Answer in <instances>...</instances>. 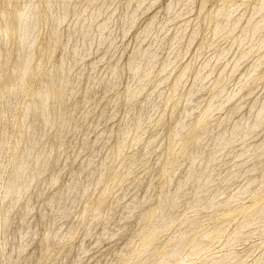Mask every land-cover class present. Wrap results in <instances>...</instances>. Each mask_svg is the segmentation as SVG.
<instances>
[{"label":"rangeland","instance_id":"obj_1","mask_svg":"<svg viewBox=\"0 0 264 264\" xmlns=\"http://www.w3.org/2000/svg\"><path fill=\"white\" fill-rule=\"evenodd\" d=\"M3 1L4 0H0L1 6L5 5L4 2L7 3L9 0H5L4 2ZM95 1L97 4L95 3ZM95 1L93 2V0H88L87 2L86 0H72V3L74 2L73 4L76 5L79 4L78 7L80 8L82 15L77 17L76 15H74V13L71 12L68 13L65 18L66 20L64 19L62 25L59 27L60 28L59 30L61 32V43L55 48L56 54L54 58L55 59L54 63L58 64L59 62L65 61V68L67 69L66 74L68 75L71 81V84L69 85L68 89L69 92L70 90H74L75 92L73 93V97L71 98L68 106L58 105L57 107L58 116L56 118V123L49 124L45 128L46 137L44 138L43 142L36 147L35 152L36 153L41 152L43 150L44 145L49 144L52 141L53 139L52 136L56 131V129L64 124V117H62V114L64 112L71 113V121L68 122L63 129L65 131L64 137L66 138L63 151L61 150L54 154V157L52 159L53 164L47 170V172H45L46 175L44 174L45 176L38 177L34 181L35 183H32L29 190L30 193L28 192L27 194L28 202L26 200L20 202L18 206L14 209V211L11 213V221L10 224H8L9 225L8 229L10 228V231L8 229H7L8 231L6 230L8 233L6 235L7 240L3 242L4 244L2 243V241L0 242V245H2L0 247V252L2 251L0 253V257L1 254L3 253V250L1 249H3V247L5 246L4 248L5 255H3L4 258L7 261L8 259L9 260L11 259L10 262L15 264H41V262L44 263V261H45L44 264H124V263L132 264V262H129L130 260L128 261L129 256L131 254L128 252H131L132 250L140 246L141 234L139 233H141L144 229H146L147 232L153 229V226H149L150 224H147V222L144 220L145 214L152 207L151 203L152 205L158 203L159 202L158 200L161 199L160 195L162 197V192L163 194L168 191L169 193H173L177 189L179 182L188 175L187 169L190 166V159L184 158L182 160L181 167H179L176 170V172H170L168 173V175L166 174L168 177L165 176L160 170V167L157 163L160 150L156 151L155 155L152 157V161L146 167V170L141 169L144 156L148 155L150 152H153L159 146L160 140L168 131L167 126L155 127L153 121L158 116L163 114L164 100H165L164 94H166L172 83L176 82V79L178 76H180V74L184 75L183 82L186 81V78L188 81L190 79L189 82L186 81L188 85H186L185 89L187 90H190L191 88L194 89L196 85H199L200 87L202 80L205 79L199 91L195 94L194 98H192V101L187 103L185 105L186 107L185 106L183 107V110L188 112L189 114V117L187 118V121L189 122L196 120L198 116L197 111L199 107L202 106L201 104L206 102L207 100L206 98L208 97V93H209V88L211 87L213 81L219 77L220 73L222 72H227L229 74L231 73L229 75L230 81L228 80L229 85L227 83L228 86L227 85H226L227 87L225 86V89L227 88L226 89L227 91H224L225 95L223 93L221 99L226 100V96L229 95L230 91H231L230 95L232 93H235V95H237L236 93L240 94V95L238 94V96H236L237 98L235 97L233 101H230V103L228 102L223 109L215 110L213 112L212 114L213 116H211L213 121L210 118V123H209L210 126H208L209 128L208 133L200 138V140H202L200 141V145L202 146V148L204 147L205 150L206 149L208 150L210 148V146L213 144L214 140L216 139V137L220 132L231 130L235 123L237 122L240 123L242 120L249 121L251 123L254 120V116L259 110L260 106L262 105V103H264V75L261 72L262 67L260 65V60L262 56H264V45L262 48L259 47L251 48L248 46H242V49H244V51L246 52V57L245 56L239 57L238 55H236L238 53L237 51H239V43H237L239 40L236 37H239L240 34H242V31L244 30L245 27L243 23H245L249 19L253 11L258 10L257 8L261 7L260 5H262L263 0L261 1L260 0H236V1L229 0L228 2L227 0H223V1L208 0V2H206L207 0H141V1L133 0V3L132 0H116V2L114 0L115 4L113 0H108V1L95 0ZM128 1L131 2L132 4L129 3ZM135 1L136 3H134ZM61 2L59 1L58 3L54 4L51 7V9L53 10L52 11L48 10L47 12L48 13L52 12L54 17L61 14L63 12V7H64L63 2L62 3ZM104 4H106L105 9L102 8L104 7ZM221 4L222 5L225 4L226 7L225 6L222 7ZM137 5H139V7ZM220 6L221 9H225L224 11H226L230 6H234V7L236 6L235 8L233 7L232 10H229L228 15L230 14V20L241 18L240 25L237 28H235L232 31V33L228 34L229 36L226 35L225 32H223V30L214 33L213 30L211 29V24L207 25V23H204L202 25L203 28L201 27V23L203 22V20H205V19L202 20V17L203 16L204 18L206 16L210 17L214 13L213 11L216 8L219 9ZM98 8L99 10H97ZM101 8L104 10H102ZM87 11L88 13H86ZM93 11L95 12V14ZM134 12L135 13L138 12V13L134 14ZM92 14H94V18ZM124 15H126V17ZM134 15L137 16L135 17ZM261 15L262 14H258L255 16L254 20L257 23L261 21L260 20ZM96 16H98V18ZM95 17L97 20L95 19ZM133 18L136 19L134 23L132 22ZM218 19L217 22H219V24L223 26L227 22L228 16H220ZM86 20L88 21L87 23H85ZM91 20L92 22H90ZM221 20L223 21L226 20V21L224 23ZM45 22H43V25ZM103 22L105 26L102 24ZM130 22L132 23V25H130L131 24ZM124 24L126 27L125 30H124L125 27L123 26ZM241 25L243 26L242 27L243 30L239 29ZM81 26H83L82 28L83 31L81 29ZM194 26L197 27L198 31L193 35L192 31ZM45 27H46V32H45V28L42 27V30L44 32L41 31L42 39H40L39 42L40 44H42V46L37 47L36 50V57L38 55L37 59L39 60V62L40 61L42 62V60H44L45 43L43 38L45 37V33L47 35L48 34L47 32H49L47 26ZM89 27L92 29H90ZM98 27H100V30ZM102 27L103 29H101ZM76 28L79 30H76ZM104 28L106 30H104ZM86 29L89 31H86ZM146 29L147 31L145 32ZM91 30L94 31L92 32ZM238 30H241L239 31L240 33L237 32ZM108 33L112 34L113 36H110V34ZM235 33H237L236 36L233 35ZM263 33L264 32H259V36H263ZM95 34L96 36H94ZM98 34L101 36V38ZM175 34L178 36V39L176 38L177 36ZM95 37H97V39ZM102 37L105 38L106 42L104 43L102 42L103 41ZM83 38L85 44L83 43ZM92 38L93 39L95 38L94 42ZM99 38L101 40L100 43H99ZM190 38L191 41H189ZM212 38L214 41L212 40ZM90 40L92 41V43H90L91 42ZM210 40L213 41V44H211V46L209 47L210 49L207 48L208 51L207 49L204 50L200 48L201 42L206 41L210 43L211 42ZM77 47L78 49H76L75 51L74 48ZM89 47L91 49L93 47L92 51L90 50ZM136 48L141 50L140 54H144L146 52L144 57L141 60H139L142 65L141 67L143 68H141V70L136 72L137 74L135 72L133 73V66H130L132 60V57L130 55H132L134 49ZM242 49L240 50L243 51ZM72 50H74L75 52ZM88 53L89 55H87ZM151 53L152 55L155 54L154 55L155 58H153L152 60L153 62H149L152 65L150 67L147 59H149V57L152 56L150 55ZM219 53H222L220 54L221 56H219ZM37 59L34 58V60H36L34 61V64L42 65V63H44L43 61L42 63L39 64V62H37L38 61ZM137 60L138 58L136 57V61ZM127 62H130L128 64L129 66L127 65ZM188 64L191 65L192 68L191 70H193V72L194 71L201 72L202 69L206 68L205 69L206 71L204 70L206 73L205 72H204L205 74L201 73V75H199L200 77H197L198 74L200 73L197 74L194 72L197 75L196 76L194 73L191 72V70L190 72L186 70L185 67H187ZM205 65L208 66L206 67ZM167 67L169 70L167 69ZM118 68L119 71H117ZM194 68L197 69L195 70ZM224 68H227L228 70ZM121 69L122 70L124 69L125 72L122 71ZM164 69L167 72H163V74L161 75L160 73ZM223 69L226 71H224ZM130 70L134 75L131 72H129ZM229 70H231L232 72H230ZM45 71L46 70H44L43 68L38 70L37 75L40 76H38L39 78L36 82L37 84H35L36 85L35 87L39 86L41 87V89H45L47 86L46 84L48 82L47 78L49 79L48 74H50L51 72L52 73L55 72V68L52 67L49 68L48 71L46 72ZM147 71H148L147 75H151L150 78L151 79L154 78L155 80L154 79L150 80V78L148 79L149 76H146L147 77L146 80L148 83L147 82L145 83L147 84V87L145 89L146 85L143 83L144 86L142 84V87H140L141 86L140 82L143 80L142 78L144 74L146 75ZM43 72L45 74L44 77L41 76L43 75ZM156 73L160 74L162 77L159 75V77H161L159 79ZM187 73L189 74V77L185 76L188 75ZM260 73H262L263 77L259 75ZM153 74L156 76H154ZM167 74L170 75L168 76ZM165 75H167L169 78L167 79L166 78L167 76L165 77ZM193 75L196 77V79ZM204 75L206 77H204ZM258 77L260 78V80L258 79ZM42 78L44 80H41ZM165 78L166 80L164 81ZM198 78L201 79L198 80ZM255 78H257L256 81H254ZM156 80H158V83L160 82V80L162 81L161 83H159V85H157L158 83ZM193 80L194 81L197 80V82L199 83L195 81V83L191 85ZM40 81H43V85H41ZM150 81L152 86L149 85ZM38 82L40 83L38 84ZM109 82H111L110 86L108 85ZM126 87H128V89ZM240 89L242 90L240 91ZM152 91L153 94L155 92L154 95L152 94ZM134 92L136 94L139 93L137 97L135 96L136 94H134ZM23 97L25 99L27 97V93H25L24 89H20L17 95V100L20 104L23 101L20 99H23ZM144 98L146 99V101ZM39 99L40 98L38 96H35V101H38ZM127 99L129 102H132V104L136 107V109H146V117L144 119L142 127L139 130L136 128L135 117L132 114L127 113L126 104L129 103ZM106 101L110 102L109 106H104L103 103ZM150 104H155V107H151ZM236 105L238 108L236 107ZM59 106H61L62 109ZM101 109H104L105 116L102 118H98V112ZM229 112H231L230 114L231 117L229 118V121L223 123L224 124L223 125L222 118L226 115V113L228 114ZM125 114L127 117L125 116ZM182 117H184V114L182 115ZM122 120H124L125 122ZM149 122L153 125H151ZM211 123L214 125H212ZM119 126H121L122 128L120 127V129H118ZM32 129L33 127L30 128V130ZM130 129L133 132V134L136 136L144 135L143 142L147 143V147L144 150L142 149L141 150L142 152H140L137 155L136 152L141 148L143 142L136 143V145L133 146L132 148L129 147L130 148L129 151L128 147L125 146L126 143L125 144L123 143V142H127L125 141V139L127 140L126 137L127 135L124 133H120V131L130 130ZM133 129L137 131L135 132ZM68 130L69 132H67ZM117 130L119 132H117ZM99 132L103 133L102 141L100 143H93ZM263 139H264V126L258 128L254 132L253 136H251V138L250 137L247 138L245 142L243 141L237 142L232 148V153L230 154L232 157L229 155L219 163L217 167V173L218 174L221 173L220 175L227 174L230 168H232L236 163L240 161L239 159L236 158V156L241 151V149H243V145H245V147L251 146L252 149H255L256 147H258V144ZM116 143L118 144L115 145ZM121 145H123V147L125 146L126 148L121 147ZM164 145H167V142H165ZM115 146L117 147L115 148ZM117 148H119L118 150L122 149L120 151H122L123 153L122 154L121 152L119 153L118 161L120 163L122 162V165L126 167L125 169L126 182L128 181L129 182L128 183L125 182L123 185L124 187L115 186L118 189L114 188L115 190H113L114 185H112V179H111L113 176L111 175L112 173L108 170L106 163L107 161H109V159L112 158L113 151ZM124 152L127 155L124 154ZM234 157L238 161H236ZM132 158L134 160V163ZM120 159L122 160L120 161ZM6 161L7 160H5V162ZM89 161L93 162L95 168V172L91 174L88 171L86 172L84 170ZM262 162H264V157L261 158L260 160L256 159L253 162L247 164L245 168L252 165H256L258 167V172H256L253 175L261 176L260 169L262 166L260 164ZM28 163H29L28 172H30L35 166V162L32 159H28ZM59 170H61V173L58 180L55 182V184L53 183L54 184L53 188L46 192V190L49 188L50 184L52 183L55 174ZM143 171L146 172L144 173ZM162 175L164 176V178L165 177L167 178L164 179ZM107 176L111 179V182ZM170 177L173 180L171 185L164 187L161 183H163L164 180H167ZM109 182L110 184H108ZM103 183L105 187L103 186ZM244 183L245 181L243 178L236 179L234 183L231 184L225 197L222 199H225L226 196H229V194H232L237 190H239V188ZM160 185L163 186V188ZM79 187H81V189H79ZM159 187L162 189H159ZM191 188H192L191 186H187V191L191 192ZM101 189L102 190L106 189L110 194V198L108 200L109 202L107 201L108 204L106 203L107 205H105V207L101 210V214H99L98 217L94 218V220L93 219L90 220V222H87L90 225H88L87 223H82L80 218L81 211H83V208L86 205V203H88L92 198H94L96 195H98L101 192L100 191ZM110 189H112L111 192H109ZM95 190L96 192L99 193L97 194ZM159 190L161 191L160 194H159L160 192ZM214 192L215 190L212 191V193ZM146 196H150V200L145 201L142 205L138 204V202L143 198H145ZM111 201L112 204H110ZM27 204L29 205L30 209L28 213H25L23 210L25 208V205ZM186 206H187V201L180 202V206L177 207L178 209L176 208L173 215L171 216V219H173V221L172 220L171 221L173 223L170 222V224L172 225L169 224L170 227H168V230H166L168 233L171 232L172 234L171 233L168 234L167 232L160 233L159 235L161 237H159L158 235L159 239L156 237L157 241L156 239L154 241V244L156 242L155 245L153 244L154 248H156V245L158 247L160 244L162 245L163 243H165V241H167V237L170 238L169 236L174 235L173 238L179 237L182 239L186 237L184 240H186L187 237H189L186 235L184 236V234H187L185 230L186 227L180 224L183 218L192 216L191 214L193 212L191 211L192 213L190 212L189 214L188 211L190 210H188L187 209L188 206L187 208ZM76 208H78L79 210ZM206 209L205 211H203L204 209L201 210V212L203 211L204 214L203 213L201 214L200 212L199 218L201 222L205 221L206 219V222L202 223V225L205 224L204 227L206 229H208L210 226L212 228L210 227L209 229H214L216 228V225L213 223H215L214 220L215 217H218L217 216L218 212L214 213L212 209L210 210L209 208ZM31 210L32 212H30ZM183 211H186L188 213L186 214V212ZM222 211L220 210V212ZM44 213L46 214L44 215ZM182 213L184 214V216ZM209 213L212 215H210ZM194 215L195 214H193V216ZM41 217H43L44 221L42 220ZM177 223L180 225H176ZM216 224L218 227L220 225V222L218 224L217 221ZM212 225H215V227H213ZM175 226L177 228H174ZM179 227L180 230L178 229ZM172 229L175 230L178 229V230L177 231L173 230L172 232ZM26 230H29V234L23 237L24 232ZM180 231L181 233H179ZM47 233L50 235V237L49 239L46 240L45 236ZM262 233L264 235V231ZM181 234L183 235L182 237ZM73 235L75 237H73ZM253 235L255 236V238ZM259 235L256 236L255 234L252 235L248 234L247 236L250 237L244 236L240 241L238 240L237 242L236 241L232 242L230 244H227L225 247L224 246L218 247L217 254L215 252L216 255L214 258L215 259L220 258L221 256H223L221 254L234 251L237 255L236 257L237 261L235 260V263L245 264V262L249 261L251 257L253 259L254 258L253 256H255L257 253L261 254L259 253L261 249L258 252L257 250H255V248L259 249L258 247L260 248L264 247L263 245L264 236L263 235L259 236ZM56 236L57 237L62 236L61 237L62 239L59 241V245L57 247V249L59 248L60 251L59 250L55 251L56 248L55 246L57 242ZM71 237H73L74 239H72ZM246 237H247V241H246ZM248 238L249 239L252 238V240L251 239L249 240ZM163 239L165 240L163 241ZM20 240H22L23 242L20 243ZM70 240L72 241L71 243ZM46 241L48 245L45 243ZM259 241L260 243H258ZM134 244L136 245V247ZM235 244L238 247V249L236 248V250L233 249V247H236ZM237 244H239V246ZM22 245L26 246V251L23 254H19V253L17 254V252H19L17 251L18 248ZM66 245L67 247H65ZM45 247L49 248L48 252L46 250L47 248ZM229 247H231V249ZM226 248H228L231 251H229L228 249L226 250ZM50 249L54 253V255L55 256L57 255L58 257L56 256V258L54 259L55 256L53 255V253L52 255L50 254L51 252ZM253 250L254 252H251ZM45 251L49 254L48 255L45 254L46 253ZM255 251L257 252L256 254ZM247 253L249 254L254 253V255L252 254L247 255ZM45 255H47L48 257ZM247 258L248 260L243 261L244 259ZM17 259L20 261H18ZM189 261L190 260L188 261L186 260L185 264H191V262ZM142 262L143 259L133 262V264H141ZM0 264H3L1 259H0ZM262 264H264V262Z\"/></svg>","mask_w":264,"mask_h":264},{"label":"bare ground","instance_id":"obj_2","mask_svg":"<svg viewBox=\"0 0 264 264\" xmlns=\"http://www.w3.org/2000/svg\"><path fill=\"white\" fill-rule=\"evenodd\" d=\"M59 1L60 2L62 1L64 4L63 12L61 14L57 15L56 17H54L52 12L48 13L47 11L48 10L52 11L53 9H51V7L54 4L58 3ZM86 1L88 2V0H86ZM94 1L95 0H93V2ZM106 1H108V0H106ZM228 1L229 0H227V2ZM113 2H114V0H113ZM115 2H116V0H115ZM115 2H114V4H115ZM153 2H155V1H153ZM206 2H208V0ZM206 2H205V4H206ZM4 3H5V5H3V6L0 5V242L2 241V243L7 240V237H6V235L8 234L7 231L8 230L10 231V228L8 229V227H9L8 224H10V221H11V213L14 211V209L18 206V204L20 202L25 201V200L27 201V194H28V192L30 193L29 190H30L32 183H35L34 181L38 177H42V176L46 175L45 172H47V170L53 164L52 159L54 157V154L56 152L61 151V150L63 151V148L65 146V139L66 138L64 137L65 131L63 129H64V126L68 122L71 121V113H69V112H64L62 114V117H64V124L61 127L56 129V131L54 132V134L52 136V138H53L52 141L49 144L44 145L43 150L41 152H37V153L35 152L36 147L38 145H40L43 142L44 138L46 137L45 128L49 124H55L56 123V118L58 116V109H57L58 105L68 106L71 98L73 97V93L75 92L74 90H70V92H69V89H68L69 85L71 84V81H70L68 75L66 74L67 69L65 68V61H62V62H59L58 64H55L54 58H55V54H56L55 48L58 45H60V43H61V32L59 30L60 29L59 27L62 25L67 14L71 12V13H74V15H76L77 17L82 15L81 10L78 7L79 4H77V5L73 4L74 2L72 3V0H9L7 3L6 2H4ZM95 3H96V1H95ZM129 3H131V2H129ZM132 3H133V0H132ZM134 3H136V1ZM217 3H219V2H217ZM91 4H93V3H91ZM106 4H104V7H102V8L105 9ZM142 5H144V4H142ZM217 5H219V4H217ZM137 6L139 7V5H137ZM221 6L224 7L225 4L224 5L221 4ZM221 6L219 9L216 8L217 10L215 9L216 11L214 10L213 11L214 13L210 17L206 16L204 18V16H203L202 20L203 19H205V20H203V22L202 23L200 22V23H201V27L204 23H207V25L211 24V29L213 30L214 33H216L217 31L223 30V32H225V34L228 35V34L232 33V31L240 25L241 18H236L235 20L234 19L230 20V14L228 15V13H229V10H232L234 6H230L226 11H224L225 9H221ZM260 6H261L260 8L257 6L258 10L253 11L251 16L249 17V19L245 23H243L245 25L244 30L242 29V27L244 26L243 24H242L243 26L242 25L240 26L241 28L239 27V29L243 30L242 34H240L239 37H236L239 40L237 42V43H239V51H237L238 53L236 55H238L239 57H244V56L246 57V52L244 51V49H242V46H248L251 48H255V47L262 48L264 45V33H263V36H259V32H264V0L262 1V5H260ZM104 9H102V10H104ZM97 10H99V8ZM138 10H139V8H138ZM86 13H88V11ZM137 13L134 12V14H137ZM94 14H95V12H94ZM94 14H92L93 18H94ZM258 14H262L260 17L261 21L259 23H257L254 20L255 16ZM99 16H100V13H99ZM101 16H103V15H101ZM108 16H111V15H108ZM124 16L126 17V15H124ZM134 16L136 17L137 15H134ZM220 16H228V20L226 23H225L226 20L225 21H223L224 19L221 20L225 23L223 26L220 25L219 22H217V19ZM90 17H91V15H90ZM96 17L98 18V16H96ZM96 17H95V19H96ZM231 17H233V16H231ZM134 18L132 21L133 23L136 20ZM84 21H85V18H84ZM107 21H109V20H107ZM218 21H219V19H218ZM43 22H45L44 25H43ZM87 22L88 21L86 20L85 23H87ZM90 22H92V20ZM125 22H128V21H125ZM85 23H82V24H85ZM77 24H79V23H77ZM93 24H94V22H93ZM102 24L104 25V22ZM125 24L123 25L124 27H125ZM130 25H132V23ZM41 26L43 28H45V32H46L45 26H47L48 31H49V32H47L48 33L47 35L45 33V37L43 36L45 48L43 47L44 48V60H42V62L44 61V63H42L41 61L39 62V60L37 59L38 55L36 57L37 47L42 46V44L39 43L40 39H42L41 38V31L44 32L42 30ZM82 28H83V26H81V29ZM98 28L100 30V27H98ZM74 29H75V27H74ZM90 29H92V28H90ZM101 29H103V27ZM125 29H126V27L124 28V30ZM68 30H69V27H68ZM76 30H79V29L76 28ZM104 30H106V29L104 28ZM82 31H83V29H82ZM86 31H89V30L86 29ZM109 31H111V30H109ZM146 31H147V29L145 30V32ZM197 31H198L197 27L194 26L193 31H192L193 35ZM239 31H241V30H238L237 32H239ZM111 33H113V32H111ZM108 34H110V33H108ZM236 34L237 33H235L233 35L236 36ZM101 35H103V34H101ZM94 36H96V34ZM110 36H113V35L110 34ZM216 36H213V37H216ZM218 36H219V34H218ZM234 36H233V38H234ZM204 37H207V36H204ZM222 37H223V35H222ZM84 38H83V43H84ZM95 38L97 39V37H95ZM100 38H101V36H100ZM100 38H99V43L101 41ZM176 38L178 39V36ZM70 39H71V37H70ZM94 39H93V42H94ZM212 40H213V38H212ZM189 41H191V38L189 39ZM213 41H211L210 43L206 42V41L201 42L200 48L204 49V50L207 48L210 49L209 47L211 46V44H213ZM102 42L103 43L106 42L105 38H103ZM234 42H235V40H234ZM90 43H92V41ZM70 44H71V42H70ZM74 49L76 51V49H78V47L74 48ZM92 49H93V47H92ZM92 49L90 48L91 51H92ZM139 49H140V47H139ZM139 49H137V48L134 49L132 55H130L132 57L130 66H133V73L134 72L136 73L139 70H141V68H143V67H141L142 65H141V62L139 60H141L144 57L146 52L144 54H140L141 50H139ZM208 49H207V51H208ZM240 49H242L243 51H241ZM72 51H74V50H72ZM200 52H202V51H200ZM89 53L87 55H89ZM40 54H42V53H40ZM220 54H222V53H219V56H221ZM150 55H152V53ZM154 55H152L150 57L148 56L149 57V59H147L148 63L153 62L152 60H153V58H155ZM63 56H64V54H63ZM136 57L138 58L137 61H136ZM34 58H36L38 60L37 62H39V64L42 63V65L34 64V61H36V60H34ZM217 58H218V56H217ZM261 60H260V65L262 67L261 72L264 75V56H262ZM129 63L130 62H127V65ZM149 65H150V67L152 66L150 63H149ZM205 66L207 67L208 65H205ZM52 67L55 68V72H53V73L51 72L50 74L46 73L49 75V79L47 78V80H48V82L46 84L47 86L45 85L46 88L41 89V87H39V86L35 87L36 86L35 84H37L36 82L39 78L38 76H40V75H37L38 70L43 68L44 70L48 71V69L52 68ZM147 67H148V65H147ZM169 68H170V66H169ZM185 68L189 72L192 69L191 65H189V64ZM127 69H130V68H127ZM167 69H168V67H167ZM198 69H199V66H198ZM205 69L206 68L202 69L203 72L201 71V69H200L201 72L194 71L197 74L200 73V74H198V76L193 72V70H191V72L194 73L197 77H200L199 75H201V73L202 74L206 73ZM224 69H227V68H224ZM231 69H232V67H231ZM233 69H236V68H233ZM131 70H132V68H131ZM131 70L129 72H131ZM117 71H119V68ZM122 71H124V69ZM158 71H159V69H158ZM224 71H226V70H224ZM229 71L232 72L231 70H229ZM124 72H123V74H124ZM163 72H167V71L164 69L160 74L162 75ZM182 72H183V70H182ZM184 72H186V71H184ZM220 72H222V71H220ZM114 73H115V71H114ZM262 73H260L259 75L262 76ZM41 74H42V71H41ZM147 74H148V71H147L146 75L144 74L145 77L144 76H143V78L141 77L143 80L142 81L140 80L141 81L140 87H142L143 83L145 84L147 82L146 76H149L148 79L150 78L151 75H147ZM160 74L156 73V75H158V77ZM230 74L227 72H222V73H220L219 77L213 81V83L211 84V87L209 88V93H208V97L206 98L207 99L206 102L201 104L202 106L199 107V109L197 111L198 116H197L196 120L192 121V122L187 121L189 114H188V112L183 110V107L187 103L192 101V98H194L195 94L199 91V89H200L202 83H204L203 81L205 79H203V77H202L203 80L201 82L200 87H199V85H196V87L194 89L189 88L190 90H187V89H185L186 85H188V83L186 82V81H188L187 78H186V81H184L185 83H187V84H185L183 82L184 75L180 74V76H178V77L176 75V77H177L176 82L172 83V85L169 87L166 94H164L165 95L164 112L162 115L158 116L153 121V124L155 127L167 126L168 131L163 136V138L160 140L159 146L153 152H150L148 155L144 156V160H143V163L141 165V169L146 170V167L152 161V157L155 155L156 151H158V150H160V153L158 156L157 163L160 167V170L162 171V173L165 176H167L168 173H170V172H176V170L179 167H181L182 160L184 158L190 159V166L187 169L188 175L183 180H181L179 182L177 189L173 193H169V191H168V192H165L163 194V192H162V197L160 195L161 199L158 200V198H157V200L159 202L156 204L153 203L154 205H152V203H151L152 207L145 214L144 220L147 222V224H150L149 226H153V229H151L149 232H147V230L144 229L141 233H139V234H141L140 246L138 245L139 247L135 248L131 252L127 251L128 253H131L129 256V259L128 258L127 259H128V261L130 260L129 262H132V264H133V262H136V261L141 260V259H143V262L141 264H185L186 260L187 261L190 260L189 262H191V264H236L235 260H236L237 255L234 251H231L228 248H226V250L228 249L231 252L225 253V254L220 253L223 256L220 255L221 256L220 258L215 259L214 257L217 254L218 247H220V246L225 247L227 244H230V243L235 242V241L237 242L238 240L240 241L244 236H247L248 234H250V235L255 234L256 236H258L260 233V235H263L262 232L264 231V162H262L260 164L262 166L260 169L261 176L253 175L256 172H258V167L256 165H252V166H249L246 168H245V166L247 164L253 162L256 159L260 160L261 158L264 157V139L259 143L260 145L258 144V147H256L255 149H252L251 146L245 147V145H243V149H241V151L236 156V158L239 159L240 161L238 163H236L232 168H230L229 172L228 173L226 172L227 174H224V175H220L221 173L218 174L217 173V167L221 161H223L227 156H229L232 153V148L237 142H242V141L245 142L247 140V138H249V137L251 138V136H253L254 132L258 128L264 126V103H262V105L260 106L259 110L257 111V113L254 116V120L251 123L249 121H245V120L243 121L242 120L241 122L239 121L240 123H238V122L235 123L231 130L220 132L218 134V136L216 137V139L214 140L213 144L210 146V148L208 150L206 149L207 151L204 149V147L202 148V146L200 145V141H202V140H200V138L202 136H205L208 133V130H209L208 126H210L209 125L210 118H211V116H213L212 115L213 112L215 110L223 109L228 102L230 103V101H233L234 98L236 96H238V94H239V93H236L237 95H235V93H232L233 95L232 94L230 95V92H231L230 91L229 95L226 96V100L221 99L224 91H227L226 90L227 88L225 89V86L227 85L228 80L230 81V79H229ZM44 75L45 74L43 72V75H41V76L44 77ZM118 75H120V74H118ZM156 75H154V76H156ZM167 75H165V77ZM154 76H152V77H154ZM168 76L166 77L167 79L169 78ZM185 76L189 77V74L185 75ZM161 77H159V79ZM204 77H206V76L204 75ZM115 78H117V77H115ZM166 78L164 79V81L166 80ZM137 79H140V78H137ZM153 79L154 78H152V79L150 78V80H153ZM195 79H196V77H195ZM200 79L198 78V80H200ZM256 79L257 78H255L254 81H256ZM258 79L260 80L259 77H258ZM41 80H44V79L42 78ZM109 80H110V78H109ZM158 80H156L157 83H158ZM161 81L162 80H160L159 83H161ZM189 81H190V79H189ZM193 81H192L191 85H193V83H195V81L197 82V80H195L194 82ZM40 82H41V85H43V81H40ZM40 82H38V84ZM136 83H137V81H136ZM159 83L157 85H159ZM197 83H199V82H197ZM244 83H245V81H244ZM144 84H143V86H144ZM108 85L110 86L111 82H109ZM145 85H146L145 86V89H146L147 84H145ZM149 85H151V81H150ZM228 85H229V83H228ZM128 87H126V88L128 89ZM242 88H244V87H242ZM20 89H24L25 93H27V97L25 99H24L25 96L23 97V99H20V100H23L21 102V104L17 100L18 91ZM145 89H144V92H145ZM241 90L242 89H240V91ZM138 91H141V90H138ZM240 91H237V92H240ZM134 94H136V93L134 92ZM138 94H136L135 96L137 97ZM152 94H153V91H152ZM152 94H151V96H152ZM154 94H155V92H154ZM224 95H225V93H224ZM35 96H38L40 99L38 101H35ZM83 97H84V95H83ZM130 99H133V98H130ZM127 101H128V99H127ZM145 101H146V99H145ZM103 104H104V106H109L110 102L106 101ZM150 105H151V107H155V104H150ZM61 106H59V107L61 108ZM139 106H142V105H139ZM126 107H127V113L132 114L135 117L136 128L139 130L142 127V124H143L144 119L146 117V109H136V107L132 104V102L127 103ZM236 107H237V105H236ZM197 108H198V106H197ZM64 109H66V108H64ZM183 114H184V117H182ZM230 114H231V112H229L228 114L226 113V115L222 118V124L229 121V118L231 117ZM104 116H105V111H104V109H101L98 112V118H102ZM125 116H126V114H125ZM37 118H38V120H37ZM211 120H212V118H211ZM122 121H124V120H122ZM151 123H152V121H151ZM153 124H151V125H153ZM212 125H214V124H212ZM31 127H33L32 130H30ZM67 127H69V126H67ZM67 127H65V128H67ZM120 127L121 126H119L118 129H120ZM49 128H51V127H49ZM73 128H74V126H73ZM136 128H134V129H136ZM67 132H69V130ZM117 132H119V131L117 130ZM120 133H124L127 135L126 136L127 140L125 139V141H127V142H123V143L124 144L126 143L125 146L128 147L129 151H130L129 147L132 148L133 146L136 145V143L144 141V135L136 136L133 134L131 129L120 131ZM68 134H70V133H68ZM102 137H103V133L99 132L93 143H100L102 141ZM121 137H122V135H121ZM165 142H167V145H164ZM148 143H149V141H148ZM117 144L118 143H116L115 145H117ZM123 145H121V147H123ZM125 146L123 148H126ZM70 147H72V146H70ZM116 147L117 146H115V148ZM146 147H147V143L143 142L141 148L139 150L137 149L138 151L136 152V155L139 154L140 152H142L141 150L142 149L144 150ZM118 149L119 148H117L113 151L112 158L109 159V161H107V163H106L108 170L112 173L111 175L113 176L111 178L112 179V185H114L113 190H115L114 188L118 189L115 186H121L122 187L124 185V183L126 182V176H125L126 175V172H125L126 167H124L122 165V162L120 163L118 161L119 153L121 152V154H122L123 152L120 151L122 149H120V150H118ZM125 152H126V150H125ZM125 152H124V154H126ZM60 157H63V156H60ZM236 158H235V160H236ZM28 159H32L35 162V166L33 167V169L30 172H28V166H29ZM5 160H7L8 162L6 161L7 162L6 163ZM121 160L122 159H120V161ZM132 160H133V158H132ZM236 161H238V160H236ZM57 163H56V165H57ZM133 163H134V160H133ZM231 165H232V163H231ZM84 170L86 172L88 171L90 174L95 172L93 162L89 161ZM60 173H61V170H59L55 174V177L52 180V183L50 184V186L46 190V192L53 188V185L58 180ZM102 177H103V175H102ZM107 177H105V178H107ZM167 177L164 178V176H163L164 179H166ZM80 178H81V176H80ZM239 178H243L245 183L239 188V190H237L236 192H234L232 194H229V196H226L225 199H222L225 197V195H226L228 189L230 188L231 184H233L234 181L236 179H239ZM111 179H110V182H111ZM172 181L173 180L170 177L167 180H164V182L162 181L163 183H161V181H160V183L165 187V186L171 185ZM110 182L108 184H110ZM128 182H126V183H128ZM70 185H71V183H70ZM103 186H104V183H103ZM163 186H161V187L163 188ZM187 186L192 187L191 192L187 191ZM81 187H79V189H81ZM162 188L159 187V189H162ZM36 189H37V186H36ZM111 190L112 189H110L109 192H111ZM213 190H215L214 193H212ZM100 191L101 192L99 193V192H96V190H95V192L97 194L98 193L99 194L96 195L94 198H92L88 203H86V205L83 208V211H81L80 218H81L82 223L90 222V220H92V219L94 220V218L98 217V215L101 214V210L105 207V205L108 204L110 194L108 193V191L106 189L105 190L101 189ZM86 192H87V190H86ZM160 193H161V191L159 192V194ZM76 197H78V196H76ZM157 197H159V196H157ZM111 198H112V196H111ZM148 200H150V196H146L145 198L140 200L138 202V204L142 205L145 201H148ZM182 201H187L188 208H187V206H186V208L188 210H190V211L187 210L189 212V214L191 211L193 212V213L191 212L192 213L191 217L190 216L185 217V218H183L182 222L180 221L181 222L180 224H182L183 226L186 227L185 230H186V233L188 234V235L184 234V236L186 235L189 237H187V239L184 240L186 237L184 239H182L179 237L173 238L174 235L169 236L170 238L167 237V241H165V243H163L162 245L160 244L158 247L156 245V248H154L153 244H154L155 239L157 241V238L159 239V237H161L159 235L160 233L167 232L166 230H168V227H170L169 226L170 222L173 221V219H171V216L173 215L176 208L178 206H180V202H182ZM110 204H112V201ZM111 208H112V205H111ZM206 208H209V210L212 209L214 211V213H216V212L219 213V214L217 213L218 217H215V219H214L215 223H213V224L216 225V228H214V229H209L211 226L208 229H206L204 227L205 224L202 225L203 222H206V219H205V221L201 222V220L199 218L200 217L199 213L201 212V210L204 209L203 211H205ZM29 209H30L29 205L27 204V205H25V208L23 211L25 213H28ZM76 209H78V208H76ZM71 210H72V208H71ZM220 210L221 211L223 210V211L220 212ZM203 211L201 212V214L202 213L204 214ZM30 212H32V210ZM183 212H186V211H183ZM188 212H186V214ZM211 213H212V211H211ZM45 214L46 213H44V215ZM193 214H195V215L193 216ZM210 215H212V214H210ZM39 216H41V215H39ZM183 216H184V214H183ZM202 217H203V215H202ZM24 218H26V217H24ZM41 218L43 220V217H41ZM141 219H142V216H141ZM14 220H16V219H14ZM210 220H212V219H210ZM216 220L218 221V224L220 222V225L218 227L216 224L217 223ZM15 223H16V221H15ZM180 224L177 223L176 225H180ZM209 224H208V226H209ZM12 225H14V224H12ZM88 225H90V224H88ZM170 225H172V224H170ZM215 225H212V226L215 227ZM88 227H90V226H88ZM180 227L178 228L179 230H180ZM174 228H177V227L175 226ZM178 229H176V230L172 229V232H173V230L177 231ZM169 233H171V232H169ZM179 233H181V231ZM182 233H185V232H182ZM27 234H29V230H26L24 232L23 237ZM158 235H159V237H158ZM161 235H163V234H161ZM182 236L183 235L181 234V237ZM49 237H50V235L47 233L45 236L46 240L49 239ZM61 237L62 236H60V237L56 236L57 242H56V246H55L56 247L55 251L59 250V248L57 249V247L59 245V241L62 239ZM73 237H75V236L73 235ZM73 237H71V238L74 239ZM136 237H138V236H136ZM247 237H250V236H247ZM247 237H246V241H247ZM21 238H22V236H21ZM163 238H166V237H163ZM254 238H255V236H254ZM10 239H11V236H10ZM250 239L252 240V238H250ZM136 240H138V239H136ZM164 240L165 239H163V241ZM263 240H261V241H263ZM158 241H160V240H158ZM22 242L23 241L20 240V243H22ZM71 242L72 241L70 240V243ZM242 242H243V240H242ZM45 243L48 245L47 241ZM161 243H162V241H161ZM258 243H260V241ZM155 244H156V242H155ZM69 245H71V244H69ZM237 245L239 246V244H237ZM261 245H262V243H261ZM1 246L2 245H0V247ZM235 246H236V244H235ZM47 247H45V248H47ZM65 247H67V245ZM135 247H136V245H135ZM4 248H5V246L3 247V249H1V250H3V253L1 254V257H0V259L2 260V263L3 264H15V263L10 262L11 259L10 260L8 259V261H7L4 258V256H3V255H5L4 254V252H5ZM229 248L231 249V247H229ZM236 248L238 249L237 246L233 247V249H235V250H236ZM258 248L259 249L255 248V250H257V252L260 249L261 250L263 249L262 252H261V250L259 251V253H261V254H258L255 251V254L257 253L258 256L256 254L255 256H253L254 258L252 259V257H251L252 260L250 259L249 261H246V260H248V258L244 259L243 261H246L245 264H262L264 262V247L263 248L258 247ZM48 249L49 248L46 249L47 252H48ZM242 250H243V247H242ZM17 251H19V252H17ZM17 251H16L17 254L18 253L23 254L26 251V246H24V245L20 246ZM50 251H51V249H50ZM47 252L45 254L48 255L49 253H47ZM215 252H216V254H215ZM251 252H254V250ZM52 253L53 252L51 251L50 254L52 255ZM238 253H241V252H238ZM248 254L249 253H247V255ZM251 254L254 255V253H250L249 255H251ZM47 255H45V256H47ZM53 255H54V253H53ZM218 255H219V253H218ZM218 255H217V257H218ZM56 256L54 257V259L56 258ZM240 256H242V255H240ZM239 259H240V257H239ZM241 260H239V261H241ZM18 261H20V260H18ZM42 263L43 262H41V264ZM44 263H45V261H44ZM241 264H243V263H241Z\"/></svg>","mask_w":264,"mask_h":264}]
</instances>
